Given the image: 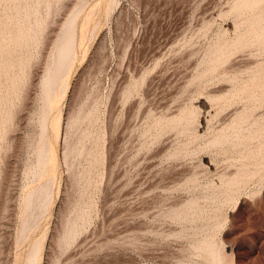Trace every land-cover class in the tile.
Instances as JSON below:
<instances>
[{"label": "rangeland", "instance_id": "obj_1", "mask_svg": "<svg viewBox=\"0 0 264 264\" xmlns=\"http://www.w3.org/2000/svg\"><path fill=\"white\" fill-rule=\"evenodd\" d=\"M234 2L57 3L45 39L31 48L16 113L0 140V264H208L197 251L202 240L220 248L218 264H264V135L236 147L211 143L236 110L254 102L242 96L223 110L212 97L264 70V42L196 79L216 45L252 24L264 28V0L238 10ZM79 3L86 5L75 48L49 102L42 81L63 21ZM6 84L2 78L3 92ZM193 110V123H161ZM255 114L264 121V105ZM44 144L50 158L41 166ZM250 150L262 154L253 158ZM243 166L255 176L226 193L224 179ZM188 201L194 204L176 217ZM72 220L75 237L64 245Z\"/></svg>", "mask_w": 264, "mask_h": 264}, {"label": "bare ground", "instance_id": "obj_2", "mask_svg": "<svg viewBox=\"0 0 264 264\" xmlns=\"http://www.w3.org/2000/svg\"><path fill=\"white\" fill-rule=\"evenodd\" d=\"M60 1L62 2V0H55L54 2L53 0H0V81L2 78H4L7 82L6 86L8 88L6 92H3L4 90L2 91L0 88V140L5 138V135L9 130L16 113V107L18 106V101L26 83L25 81L28 74V63L34 58L31 48L34 46H39L45 39V30L49 26L50 22H48L49 17L52 15V12L55 13V11L58 10L56 5ZM235 1V4H232L233 7L231 6L233 9L238 10L249 7L251 9L253 6V0ZM79 4L78 7H76L73 12L71 11L72 13L63 21L62 27L60 29L61 31L58 35V38L56 39L55 53L51 57V62L48 65V71L42 81L44 89L46 90L45 94H47L49 102H51L54 96L53 89L55 90L54 85L57 83L55 81L57 75L60 70H63L61 69L63 66V61L66 58L65 63L67 64V59L70 60L69 58L71 56H69V53H72L74 50L73 47L76 38L77 23L82 10L81 7H83L85 3ZM246 21H248V19ZM243 22V24H245V20ZM256 22L260 23L258 20ZM251 23L249 24L251 25ZM257 23L256 26L258 27ZM252 25L254 26H252V31L248 30L247 32L245 31V33H240L237 36H234V39L229 41L226 40L220 45H216V47L211 49L207 54V58L205 59L206 68L198 74L196 79L201 80L208 78L209 75H212L218 71V68L221 66V64L229 61L232 55L235 53L245 52L250 50L255 45L262 44L264 42V28L261 27L260 30H258L254 24ZM235 28V30H238L236 26ZM241 69H236L237 73H242ZM237 78L238 76L235 75L231 80L233 81ZM244 82H246V84L240 88L234 86L235 88L227 90L226 93H223L222 95L220 94V96L218 95L212 97L213 99H216V101H223V110L227 106L236 103V101H240L242 96L250 95V100L254 101L250 106H244L242 110H236L233 113L234 116L232 117L231 122L225 127L226 131L218 136H215L211 141V143L214 145H220L226 142L236 147L241 144L250 143L251 141L261 138L264 135V121H260V117H255L257 105H259V107L264 105V70L253 74L247 81ZM255 91H258V93H256L257 95L252 94ZM130 93L131 90L128 89L126 95L129 96ZM45 101H47V99ZM196 117V112L193 110L190 114L181 113L180 115L169 119H162L161 123L166 127H174L183 123L185 120L187 123H193L196 121ZM79 119L80 115L76 120ZM2 149L3 146L1 145L0 141V153L2 152ZM261 154L262 151L257 150L253 152L251 151V154L248 155H253L254 158V155ZM39 157L42 163L41 166L45 165L50 158V154L47 153L45 149V144L40 148ZM249 160L251 159L249 158ZM254 173L255 172L248 166H243L242 169L232 178L229 177L224 179V191L230 194L233 191L240 190L250 180L253 179L255 176ZM193 204L194 201H188L182 209L175 212V216L179 218L184 217L186 211H188L189 207ZM82 216L83 214H79L78 218ZM76 226V221L72 220L69 222V229H67L65 237L59 240L60 243L67 245L74 239ZM196 247L199 249L197 251L206 253L208 264H218L219 262L222 263V254L220 252V248L213 246L212 241L202 240Z\"/></svg>", "mask_w": 264, "mask_h": 264}]
</instances>
